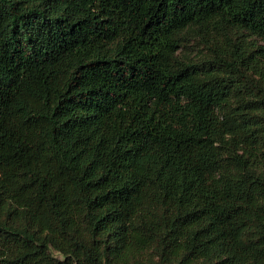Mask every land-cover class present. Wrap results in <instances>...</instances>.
Segmentation results:
<instances>
[{"label": "trees", "instance_id": "1", "mask_svg": "<svg viewBox=\"0 0 264 264\" xmlns=\"http://www.w3.org/2000/svg\"><path fill=\"white\" fill-rule=\"evenodd\" d=\"M0 264H264V0H0Z\"/></svg>", "mask_w": 264, "mask_h": 264}]
</instances>
